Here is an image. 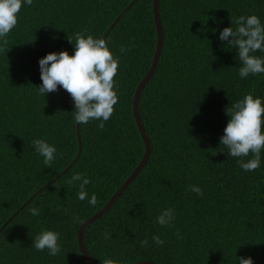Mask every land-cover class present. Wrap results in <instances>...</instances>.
<instances>
[{"label":"trees","instance_id":"obj_1","mask_svg":"<svg viewBox=\"0 0 264 264\" xmlns=\"http://www.w3.org/2000/svg\"><path fill=\"white\" fill-rule=\"evenodd\" d=\"M248 14L264 22V0H159L162 49L138 104L151 152L115 202L85 228L84 246L94 260L236 264L238 256L264 264V150L261 166L248 172L218 143L227 106L248 93L264 98V74L240 79L235 49L218 39L231 20ZM85 29L119 58L118 101L103 128L96 120L77 124L72 97L59 85L44 97L37 90L38 58L60 50L71 55L68 37ZM156 40L153 0H33L21 8L17 25L0 40V264H90L77 230L144 154L132 102ZM34 138L56 146L51 166L35 153ZM76 172L89 177L86 191L89 198L95 194V205L77 198L79 182L67 183ZM32 207L39 216L31 215ZM168 207L175 220L162 227L156 217ZM42 229L59 233L57 255L34 249ZM154 234L164 245L153 244ZM145 238L149 245L141 247Z\"/></svg>","mask_w":264,"mask_h":264},{"label":"clouds","instance_id":"obj_2","mask_svg":"<svg viewBox=\"0 0 264 264\" xmlns=\"http://www.w3.org/2000/svg\"><path fill=\"white\" fill-rule=\"evenodd\" d=\"M33 0H0V40L4 39L17 25L18 14L22 7H30ZM235 25L233 27L232 25ZM73 44L70 55L67 50L51 51L38 58V66L42 83L37 87L43 97L56 91L58 85L72 97L74 108L72 119L79 124H87L92 120L98 121L97 127L103 128L117 104L118 96L114 88V77L119 67V58L108 47V42L100 37H94L87 29L76 32L74 37H68ZM218 39L226 42L228 49H235L238 58V76L246 79L250 75L264 74V22L256 14L241 15L231 20L230 25L218 33ZM129 49L120 47L121 53ZM228 117L223 133L219 137L221 151L227 156L238 158L237 163L244 171H254L261 166V151L264 150V98L251 93L244 94L230 106L225 108ZM35 153L43 158L45 166H51L59 155L54 144L44 138H34L31 141ZM251 158L245 160L244 157ZM80 191L77 198L88 200L90 205L96 204V196L90 198L86 185L90 183L87 175L76 172L67 183L76 185ZM189 190L197 194L201 188L190 185ZM32 216H39L40 209H29ZM175 220V211L168 207L161 210L156 217V223L162 227L171 226ZM105 232L104 238H110ZM179 236L180 234L177 233ZM59 233L42 229L32 241L35 250H47L49 256L60 252ZM151 241L155 246L164 245L165 241L159 235H152ZM149 245L148 238L140 241L141 247ZM237 257L236 264H253L251 257ZM103 264H113L105 260Z\"/></svg>","mask_w":264,"mask_h":264},{"label":"water","instance_id":"obj_3","mask_svg":"<svg viewBox=\"0 0 264 264\" xmlns=\"http://www.w3.org/2000/svg\"><path fill=\"white\" fill-rule=\"evenodd\" d=\"M132 3L133 2H131L124 9V11H126ZM153 17H154V23H155L156 35H157L156 47H155L154 55H153L152 62H151V65L149 67V70L146 73V75L141 79V81L138 83V85H137V87L135 89V92H134L133 102H132L133 116H134L137 128H138V130L140 132L141 138H142L143 143H144V154H143L140 162L138 163V165L135 167V169L131 172V174L127 177V179L120 185V187L114 192V194L107 201V203L101 209L96 211L93 215H91L86 220H84L80 224V226H79V228L77 230L78 248H79L82 256L90 264H102V263H99L98 261L94 260L90 256V254L87 252V250H86V248L84 246L83 233H84L85 228L88 225H90L94 220L99 218L115 202V200L121 195V193L128 187V185L134 180V178L140 172L142 167L145 165V163H146V161H147V159H148V157L150 155V152H151V144H150L149 138H148V136L146 134V131L144 129V126L142 124V121H141V118H140V115H139L138 104H139V98H140V94H141V91H142L143 87L149 81V79L152 77V75L154 74V72L156 70V67H157V64H158V60H159V56H160L161 49H162L163 33H162V25H161V22H160V15H159V0H153ZM78 138H79V135H78ZM80 152H81V142H80V139H79V152H78V155L80 154ZM74 161H75V159L72 161L70 166L73 164ZM130 264H154V263L152 261H150V260H143V261H138V262H134V263H130Z\"/></svg>","mask_w":264,"mask_h":264}]
</instances>
